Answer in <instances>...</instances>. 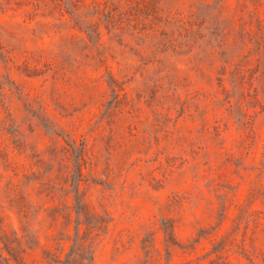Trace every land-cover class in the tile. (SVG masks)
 <instances>
[{"label":"rangeland","instance_id":"obj_1","mask_svg":"<svg viewBox=\"0 0 264 264\" xmlns=\"http://www.w3.org/2000/svg\"><path fill=\"white\" fill-rule=\"evenodd\" d=\"M0 264H264V0H0Z\"/></svg>","mask_w":264,"mask_h":264}]
</instances>
